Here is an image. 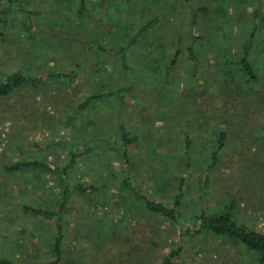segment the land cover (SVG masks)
Masks as SVG:
<instances>
[{"label": "rangeland", "instance_id": "374dc122", "mask_svg": "<svg viewBox=\"0 0 264 264\" xmlns=\"http://www.w3.org/2000/svg\"><path fill=\"white\" fill-rule=\"evenodd\" d=\"M84 2L78 14L79 0H0V82L17 71L42 77L0 97V256L52 264L54 223L26 208L58 212L65 188L81 184L99 189L73 192L59 211L55 264H259L230 239L185 231L198 228L202 208L232 207L264 234V0L235 6L240 18L225 25L211 11L190 24L189 7L210 0ZM254 12L263 19L249 53L258 93L235 92L226 73L239 75L214 46L230 44L236 62ZM200 34L212 37L195 43L194 65L186 47ZM23 161L56 167L9 169ZM181 177L176 223L123 185L171 207Z\"/></svg>", "mask_w": 264, "mask_h": 264}, {"label": "trees", "instance_id": "16d2710c", "mask_svg": "<svg viewBox=\"0 0 264 264\" xmlns=\"http://www.w3.org/2000/svg\"><path fill=\"white\" fill-rule=\"evenodd\" d=\"M8 2H12L14 0H7ZM212 2V8H206V7H189V15L191 18V25H194L197 23L196 18L200 13L208 12L211 11L213 13V16L216 20H220L224 25L229 23V19L233 16H239V14L235 13L236 12V7L239 6V4L242 6L246 3V0H210ZM80 3V10H78V14L82 13L84 10L86 11L85 8V2L84 0H79ZM232 7V8H231ZM231 10V11H230ZM84 11V12H85ZM30 13H35L28 11ZM235 13V14H234ZM253 19H255L252 24L251 28L247 34V37L244 38L243 44H242V49H241V55L238 57L237 61L234 62L232 60V46L230 44H223V45H216L213 44L214 47L218 51L222 52V56H225V63L228 66H233L236 75H239L237 78L233 77L229 72L226 74H229L230 79H229V84H235V82L238 84L236 86L235 92H239L241 90L240 87H247L245 90L247 93L249 91L252 94L258 93L254 86V83L258 81V76L256 75V72L254 70V66L252 62L249 60V53L250 49L253 45L254 42V37L256 36V33L258 31V20L257 18L258 15L256 12H254ZM257 20V21H256ZM157 20L152 19L150 20L144 27L142 31H145L149 29L150 26H152ZM214 23H217V21H214ZM259 23H263V19L259 18ZM212 29H217L215 25H212ZM211 31V30H209ZM212 32V31H211ZM212 37V34H205V35H191V42H189L188 46L186 47V53L190 61L193 62L194 65H197L198 63V56L195 53V48L194 45L195 43L198 42V39H203L207 38L210 39ZM222 38V36H221ZM218 44V42H217ZM125 48H122L121 51L123 52ZM180 50L179 48L176 47L172 59L170 60V64L168 69L173 67L175 62L177 61V57L179 54ZM227 69V68H226ZM53 77H58L60 78L61 75L64 77L70 76L68 73H63V72H56L54 74H51ZM42 77L40 78H33L31 76H26L24 75L21 71L13 72L10 75L6 76L2 82H0V97L9 95L12 91L24 87L26 85H35L38 81H40ZM239 82V83H238ZM222 84L228 85V82L226 80L222 81ZM242 85V86H241ZM96 96H90L89 98L86 99L84 104H81L80 107H83L85 104L89 103L92 99H95ZM264 104V98H262V102ZM226 134L225 132H220L218 134V146L217 149L220 150L225 141ZM263 138H264V133H263ZM185 149H186V163H185V169H187L189 163H190V143L188 140L185 141ZM24 167H36V168H43L47 170H52L56 166L54 164L44 162V161H23V162H17L13 164L12 166L9 167L10 170H19ZM67 167L61 168V171L65 173L67 171ZM182 181L183 178H180V181L178 183V189L179 192L176 194L174 200H173V205L171 207L155 201L145 195H142L139 193L132 184H130L128 179H124L123 185L125 189H127L130 193L132 198L135 201L141 202L146 209H148L151 212H154L156 214H160L162 216H165L166 218L170 219L172 222L176 223L177 222V217H176V210L175 207L179 205V200L181 197V192L180 188L182 186ZM98 187L89 185V186H83L81 184H78L72 188H65L63 191V201L60 205V208L58 212L54 211H46L42 209H37V208H26V211L42 218L45 221H53L54 227L56 230V235L54 236V255L56 256L54 262L52 264H55L60 257L61 253V240H62V235H61V224L60 221L62 219L61 214H59V211L62 210L65 202L69 198V196L73 192H78V193H90L93 191L98 190ZM200 224L198 228L192 229L190 227L186 228L185 233L186 234H198L203 232H207L211 235H216L220 237H225L227 239H230L232 243L237 245L238 247L245 249L248 253L253 254L252 256L254 259L259 263V264H264V234L261 233L260 231H257L250 226L244 224V223H238L234 217H233V212H232V207H225V208H220L216 211L213 212H207L206 209L202 208L200 211ZM169 259L165 258L163 264H168ZM0 264H14L11 260L1 257L0 256Z\"/></svg>", "mask_w": 264, "mask_h": 264}]
</instances>
